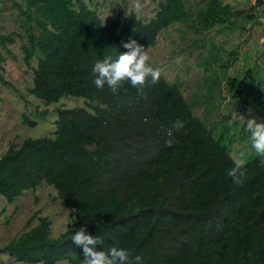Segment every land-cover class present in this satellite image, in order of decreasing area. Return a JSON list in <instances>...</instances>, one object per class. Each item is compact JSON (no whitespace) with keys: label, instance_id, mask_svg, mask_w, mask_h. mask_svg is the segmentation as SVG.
<instances>
[{"label":"trees","instance_id":"1","mask_svg":"<svg viewBox=\"0 0 264 264\" xmlns=\"http://www.w3.org/2000/svg\"><path fill=\"white\" fill-rule=\"evenodd\" d=\"M263 4L258 0L236 11L224 0L195 7L189 0H160L150 19L120 9L105 24L85 0H15L24 34L0 33V44L7 48L16 37L23 40V59L33 75L29 92L46 105L73 97L86 106L58 107L52 137H27L0 156V196L8 204L46 184L75 213L59 236H51L52 222L41 216L0 252L30 264H82V246L71 237L85 226L87 234L103 240L90 247H124L143 264H264V164L250 154L240 186L227 175L235 160L229 147L195 112L212 97L213 87L207 84L205 99L203 86L187 98L179 83L161 75L157 84L149 78L144 95L128 81L113 94L107 85L97 88L92 74L96 61L127 51L123 41L135 39L147 50L177 23L195 34L251 24L258 44L264 38ZM192 47L200 49L199 64L206 71H221L229 96L221 123L225 126L232 113L241 117L238 139L251 143L246 119L251 105L264 106L261 75L253 65L231 72L240 64L237 52L227 53L204 37L195 38ZM3 60L0 52L2 69ZM0 79L7 83L1 74ZM22 119L37 125L27 114ZM176 122L184 127L174 128Z\"/></svg>","mask_w":264,"mask_h":264},{"label":"rangeland","instance_id":"2","mask_svg":"<svg viewBox=\"0 0 264 264\" xmlns=\"http://www.w3.org/2000/svg\"><path fill=\"white\" fill-rule=\"evenodd\" d=\"M15 0H0V33L9 34L20 31V11L13 5ZM19 1V0H16ZM89 5L97 7L102 21L107 24L116 17L120 9L126 12L134 11L143 19H150L157 10L160 0H85ZM204 0H189L192 7L199 6ZM233 5L234 10H248L255 6L258 0H224ZM264 3V0H262ZM264 10V4L259 11ZM212 29L206 34H195L191 28L177 23L168 27L158 38V43L145 50L151 66L158 68L169 82L179 83L187 98H192L200 86L201 98L205 99L209 92L206 89L209 83L213 89L207 97V103H202L195 108V112L211 128L219 138L229 147L234 159L243 154L244 158L255 153L251 143L239 141L238 133L245 120L232 113L230 119H226L225 126L221 123L228 112L225 104L229 96L224 90V83L220 79L221 71L211 69L206 71L200 66L198 54L200 49H194L192 42L195 38L204 37L208 42H215L227 53L236 51L239 65L232 67L235 74L243 70V66L253 65L264 80V49L261 44L264 38L255 42L257 34L251 24L239 30ZM23 40L16 37L13 44L7 48L0 44V52L4 56L1 62L0 74L7 83L0 79V156L12 144H20L27 137H52L56 128V109L58 107L75 108L86 106L82 98L66 97L60 103L46 105L42 100L29 92L33 86L31 69L25 64L21 45ZM260 50V53L257 51ZM179 62H178V59ZM36 64V58L32 60ZM237 66V67H236ZM244 68V69H245ZM213 70V71H212ZM233 70V71H232ZM234 74V75H235ZM219 79L217 80V78ZM209 80V82H208ZM217 80L216 82H214ZM252 114L258 120H264V106L251 105ZM45 111V117H38V113ZM27 114L32 120L37 121L36 126H30L23 122L22 116ZM249 115V114H248ZM250 118V117H249ZM247 118V119H249ZM246 119V120H247ZM236 122V125L234 123ZM51 220V236L57 237L64 232L68 225L74 222L75 213L69 209L58 197L54 187L43 184L36 191H26L12 204H8L0 196V247L7 244L21 233L30 230L38 224L40 217ZM0 264H30L18 262L7 253L0 252ZM42 264V263H35ZM59 264H70L69 261H61Z\"/></svg>","mask_w":264,"mask_h":264},{"label":"clouds","instance_id":"3","mask_svg":"<svg viewBox=\"0 0 264 264\" xmlns=\"http://www.w3.org/2000/svg\"><path fill=\"white\" fill-rule=\"evenodd\" d=\"M123 48L127 51L113 58L106 56L95 62L92 68L94 84L97 88L103 89L107 85L113 94L118 93L125 81L130 82L132 87L137 89L140 95H144V88L149 83L157 84L161 73L158 68L151 66L150 57L143 45L135 39L122 42ZM178 62L180 58H177ZM174 128L184 127L183 122H176ZM245 131L251 139V147L255 150L261 164H264V120H258L251 116L246 121ZM171 136V132H169ZM172 140H167L166 144L171 146ZM246 159L243 154L234 160V166L227 170V175L232 179L233 184L240 186L245 177ZM71 241L76 246H82L84 259L82 264H143L141 256L133 257L132 253L124 247L112 246L107 251L96 250L97 243H103L101 237H93L87 234L85 226H81L72 234Z\"/></svg>","mask_w":264,"mask_h":264},{"label":"built area","instance_id":"4","mask_svg":"<svg viewBox=\"0 0 264 264\" xmlns=\"http://www.w3.org/2000/svg\"><path fill=\"white\" fill-rule=\"evenodd\" d=\"M260 21H261L262 25L264 26V13L261 15Z\"/></svg>","mask_w":264,"mask_h":264}]
</instances>
